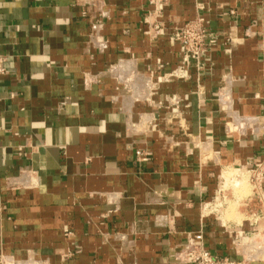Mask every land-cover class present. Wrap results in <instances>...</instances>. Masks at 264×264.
Returning a JSON list of instances; mask_svg holds the SVG:
<instances>
[{"label": "crops", "instance_id": "1", "mask_svg": "<svg viewBox=\"0 0 264 264\" xmlns=\"http://www.w3.org/2000/svg\"><path fill=\"white\" fill-rule=\"evenodd\" d=\"M198 15L214 44L185 66ZM0 53L5 264H191L198 234L264 264V202L205 205L264 161V0H0Z\"/></svg>", "mask_w": 264, "mask_h": 264}, {"label": "built area", "instance_id": "2", "mask_svg": "<svg viewBox=\"0 0 264 264\" xmlns=\"http://www.w3.org/2000/svg\"><path fill=\"white\" fill-rule=\"evenodd\" d=\"M156 10L161 9L163 0H143ZM172 38L175 40L181 62L185 66H189L194 62L196 66L200 64L204 54L214 44V38L209 31L205 20L201 16H196L192 20H188L181 24L173 33ZM6 73L5 56L0 53V75ZM139 160H147V154L141 150L136 151ZM251 188L252 195L255 196L260 204L264 202L261 190V182L264 178V161L255 163L251 168ZM239 172H233L231 176L237 177ZM231 177V178H233ZM224 180V177L222 178ZM220 189L217 191L219 193ZM217 193V195H218ZM216 196V195H215ZM206 203L205 205H209ZM211 209V208H210ZM183 258L191 264H242L234 258L228 256H217L212 254L202 245L201 234L196 235L192 241H188L182 248Z\"/></svg>", "mask_w": 264, "mask_h": 264}, {"label": "rangeland", "instance_id": "3", "mask_svg": "<svg viewBox=\"0 0 264 264\" xmlns=\"http://www.w3.org/2000/svg\"><path fill=\"white\" fill-rule=\"evenodd\" d=\"M83 10L84 12H88L90 10L89 5H86ZM251 172V169L242 170L241 172H239V175L237 177L231 176L232 173L230 172L224 173V180L221 181L218 188V190L220 189V191L218 195L216 194V196H214L213 200L209 204H212L211 209H213V211L216 210L217 213H222V211H224L226 208L228 209L229 206L233 208L235 206L237 208H242L243 210L257 208L259 202L257 198L252 195L253 190L251 188L252 183L250 181V177L252 175ZM237 183L240 184V186L237 185ZM224 184H226V186H224ZM33 260L36 264H42L39 259ZM0 264H5V261H3L1 257Z\"/></svg>", "mask_w": 264, "mask_h": 264}, {"label": "bare ground", "instance_id": "4", "mask_svg": "<svg viewBox=\"0 0 264 264\" xmlns=\"http://www.w3.org/2000/svg\"><path fill=\"white\" fill-rule=\"evenodd\" d=\"M239 182H240V180H239ZM237 185L240 186V184H238V183H237ZM241 185H242V184H241ZM224 186H226V184H224ZM223 188H224V187H223ZM6 264H8V263H6ZM9 264H10V263H9ZM18 264H19V263H18ZM23 264H24V263H23ZM28 264H36V263H35L34 261L31 260V261H29Z\"/></svg>", "mask_w": 264, "mask_h": 264}]
</instances>
